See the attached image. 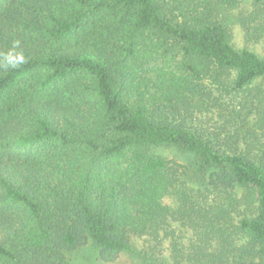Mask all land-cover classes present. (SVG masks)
<instances>
[{
    "label": "trees",
    "instance_id": "trees-1",
    "mask_svg": "<svg viewBox=\"0 0 264 264\" xmlns=\"http://www.w3.org/2000/svg\"><path fill=\"white\" fill-rule=\"evenodd\" d=\"M175 9L166 0H0V264H68L63 251L87 238L112 259L130 250V232L188 216L186 196L174 212L161 204L182 166L154 155L160 146L191 154L195 173L219 168L215 186L256 193L239 228L264 263V164L170 121L171 95L151 111L130 97L144 32L176 41L194 78L203 65L234 71L235 89L264 76V58L234 48L208 6ZM9 51L26 63L3 67ZM69 148L78 151L63 159ZM194 210L207 221V208Z\"/></svg>",
    "mask_w": 264,
    "mask_h": 264
},
{
    "label": "rangeland",
    "instance_id": "rangeland-1",
    "mask_svg": "<svg viewBox=\"0 0 264 264\" xmlns=\"http://www.w3.org/2000/svg\"><path fill=\"white\" fill-rule=\"evenodd\" d=\"M166 1L178 15L193 5L205 12L208 6L210 16L229 29L234 48H246L264 58V0ZM133 50L131 99L142 100L151 111L157 105H168L165 98L171 95L176 107L170 121L200 133L222 152H239L264 164V76L235 89L234 71L219 75L213 67L203 65L199 78H194L178 43L153 32L141 33ZM169 110L166 116L171 114ZM77 151L65 150L63 159L66 155L72 158ZM152 153L182 166L172 176L173 186L161 204L174 212L186 196L192 203L186 211L189 215L167 216L146 233L130 232V250L112 259L102 258L98 246L87 238L77 248L63 251L68 264H264L239 228L243 217L255 213L254 191L215 186L210 179L219 168L195 173L190 168L193 156L174 146L156 147ZM198 205L208 209L207 221L201 220L202 210H194Z\"/></svg>",
    "mask_w": 264,
    "mask_h": 264
},
{
    "label": "clouds",
    "instance_id": "clouds-1",
    "mask_svg": "<svg viewBox=\"0 0 264 264\" xmlns=\"http://www.w3.org/2000/svg\"><path fill=\"white\" fill-rule=\"evenodd\" d=\"M24 63H26V59L22 53L16 52L15 54H13V51H9L4 56L2 66L6 68L10 67V68L15 69L23 65Z\"/></svg>",
    "mask_w": 264,
    "mask_h": 264
}]
</instances>
